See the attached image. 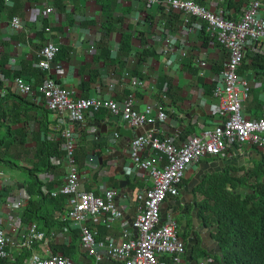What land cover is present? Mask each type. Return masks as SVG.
<instances>
[{
    "label": "crops",
    "instance_id": "obj_1",
    "mask_svg": "<svg viewBox=\"0 0 264 264\" xmlns=\"http://www.w3.org/2000/svg\"><path fill=\"white\" fill-rule=\"evenodd\" d=\"M26 1L3 0L4 9L0 11V122L4 125H0V131L5 132L7 126L12 132L19 127L26 132L23 145L13 143L9 149L11 157L19 161L22 158V165L29 166L28 160L38 149L40 140L61 141V129L70 126L78 140L76 149L79 150L81 164V186L95 194L112 188L116 192L114 203L129 226L136 213L135 192L152 184L147 172L130 165L129 143L147 127H153L160 135L171 136L176 143H181L187 136L217 124L220 117L215 113L217 100L212 96V89L227 56L226 51L214 40L203 45L199 27H196L198 23H192L191 31L189 25H183L180 15V23L170 21L165 25L166 14H161L158 6L147 5L145 0ZM223 1L206 0L203 4L211 11L223 14L220 6ZM259 1L264 3V0ZM14 2H18L19 12L10 16ZM246 4L238 13L228 11V19L238 20ZM47 7L52 9L49 14L45 13ZM13 17L21 21L22 26L18 30L11 27ZM125 36H129V54L120 50ZM140 36L147 45L141 43ZM48 39L59 45V52L54 58V64L58 63L59 68L53 67L50 74L58 84L72 91L73 96L120 101L131 94L136 108L143 109L151 104L154 110L163 111L166 118L154 124L131 127L101 109L86 112L82 122L67 123L69 126L60 124L56 113L45 106L37 89L46 75L43 73L40 76L38 51ZM144 46H150L149 52L140 60L138 54ZM253 48L249 45L247 52L264 54ZM196 59L203 60L205 66L198 65ZM19 70L21 75L31 80L32 95L18 94L14 78ZM239 74L251 87L244 106L245 113L257 116L264 110V71L248 67ZM131 77L139 78L143 85H132ZM253 151L239 145L231 146L223 157L207 156L190 165L178 195L168 197L161 204V216L168 213L175 215L179 235L188 245L180 264L213 263L211 257H200L198 251L222 257L214 239L211 220L204 221L203 216L210 215L200 214L198 207V203L206 198L196 188L208 175H222L231 167L239 168L237 175L243 176L252 167V159L264 154V151ZM150 154L149 148L142 151L145 157ZM61 156L62 163L58 169L39 176L43 182L42 189H52L61 183L66 173V162L63 154ZM57 163V160L53 162L54 165ZM47 183L52 184L51 188H47ZM227 189L230 190L229 186ZM26 200L18 173L1 172L0 227L10 239V261H14L23 250L21 244L25 227L20 223V215ZM64 212L65 206L61 219ZM97 233L100 239H117L119 222L100 225ZM69 240L67 230L54 227L39 242L38 250L32 255L51 254V244H67ZM80 253L79 264H120L108 258L96 262L82 250ZM24 264H30L29 260Z\"/></svg>",
    "mask_w": 264,
    "mask_h": 264
},
{
    "label": "built area",
    "instance_id": "obj_2",
    "mask_svg": "<svg viewBox=\"0 0 264 264\" xmlns=\"http://www.w3.org/2000/svg\"><path fill=\"white\" fill-rule=\"evenodd\" d=\"M145 1L149 6L162 8L165 14L178 13L183 19V25H189L191 31L192 23H198L196 27L200 28V22H204L206 32L215 37L227 56L212 89V96L217 100L215 113L220 117L217 124L187 136L181 143H176L171 136L160 135L153 127H147L129 143L130 165L147 172L152 182L150 187L135 192L136 213L129 226L123 221L122 212L114 203L116 192L112 188H106L96 195L81 186L80 172L74 159L78 140L67 123L82 122L85 112L101 109L119 117L131 127L154 124L157 120H164L166 114L154 110L151 104L145 105L143 109L136 108L131 94L120 101L73 96L72 91L58 84L50 74L53 67L59 68L58 63L54 64L59 45L48 39L38 51L37 67L46 75L37 89L45 106L56 113L59 123L69 126L60 132L66 173L59 185L42 191L51 197H65L62 220L70 230H78L80 250L96 262L108 258L120 264H180L186 254L187 242L179 235L175 215L168 213L159 226L158 223L161 219V204L168 197L178 195L186 170L207 156L223 157L231 146L264 151V110L257 116L245 113L244 106L251 87L238 73L249 45L254 47L253 50L264 52V3L259 0L249 1L241 17L231 20L225 18L221 11H211L195 0ZM51 11L50 7L45 9L47 14ZM10 24L14 30L22 26L17 17H13ZM195 61L205 66L203 60ZM125 74L128 75V72ZM130 82L132 85H143L142 80L135 77H131ZM14 84L19 95L33 94L31 80L26 76H16ZM145 148L151 150V154L146 157L142 155ZM113 222H119V238H98L97 227L108 226ZM24 227L22 248H29L33 242L44 240V233L38 231L35 224ZM9 245L10 239L0 227V259H9ZM29 263L79 264L61 254H33Z\"/></svg>",
    "mask_w": 264,
    "mask_h": 264
},
{
    "label": "trees",
    "instance_id": "obj_3",
    "mask_svg": "<svg viewBox=\"0 0 264 264\" xmlns=\"http://www.w3.org/2000/svg\"><path fill=\"white\" fill-rule=\"evenodd\" d=\"M17 1L19 2V0ZM249 1L251 0H224L220 4L223 16L230 18L227 14L228 11L233 10L238 13L241 6L249 3ZM18 2H14L15 5L10 16L18 14ZM26 2H32V0ZM195 2L203 4V0H195ZM3 9V0H0V11ZM159 9V12L164 14L163 9ZM164 16L167 17H164L165 25L170 21H175L176 24L180 23L178 13ZM193 21L196 20L193 19ZM200 23L201 26L198 31L202 44L207 45L210 40L218 43L215 37L206 32L204 22L201 21ZM140 39L142 44L147 45L146 40L141 36ZM149 48L150 46H144L142 52L138 54V59L145 58ZM120 50L130 53L129 36L122 38ZM106 51L108 52V50ZM248 67L260 68L264 71V54L246 52L238 68V73L243 68ZM221 69L222 67L219 68V71ZM39 73L41 76L44 72ZM21 74L20 70L15 72V76ZM136 74L138 73L136 72ZM17 99L24 101L20 96H17ZM2 123L0 122V125L4 126ZM5 128V132L0 131V172L12 173L15 171L18 176L19 174L23 175L20 181L27 195V200L20 215L21 225L35 224L37 230L44 233V236L49 234L54 227L67 230L70 236L67 244H51L50 252L53 255L61 254L78 263V257L82 256L79 232L78 230H70L61 219V213L64 211V197L44 195L42 191L43 182L39 177L41 174L58 169L61 165V155L65 153L64 149L61 148L63 137L61 136V141L53 143L47 139L40 140L38 149L28 160L29 166H24L21 163L23 159L20 158L21 161H19L12 158L9 149L13 143H17L19 146L20 144L23 145L26 132L22 127L14 130V132L10 131L7 126ZM252 150L255 153L257 151L255 148ZM78 153L79 150L75 149L74 159L77 168L80 169ZM55 160L58 161L56 165L53 164ZM239 171V168L231 167L226 169L222 175H208L196 188V191L206 198L198 203L200 214L210 215V217L203 216L204 221L211 220L215 230L214 239L217 241L222 254V257L219 258L198 251L200 257L205 256L213 259V263L208 264H264V158L252 159V167L243 176L237 175ZM51 185L47 183V188H51ZM228 186L230 190L227 189ZM239 189L240 192L237 191ZM86 190L89 191L88 188ZM38 244L39 242L35 241L29 248H23L14 261L0 259V264H24L26 260L30 259L32 253L38 250Z\"/></svg>",
    "mask_w": 264,
    "mask_h": 264
},
{
    "label": "rangeland",
    "instance_id": "obj_4",
    "mask_svg": "<svg viewBox=\"0 0 264 264\" xmlns=\"http://www.w3.org/2000/svg\"><path fill=\"white\" fill-rule=\"evenodd\" d=\"M258 157H259L258 159H260L261 157H263V158H264V154H262V155H259ZM22 176H23V175L19 174L18 178L20 177V179H22Z\"/></svg>",
    "mask_w": 264,
    "mask_h": 264
},
{
    "label": "water",
    "instance_id": "obj_5",
    "mask_svg": "<svg viewBox=\"0 0 264 264\" xmlns=\"http://www.w3.org/2000/svg\"><path fill=\"white\" fill-rule=\"evenodd\" d=\"M165 219V216H161L160 222L158 223V226L160 225L161 222H163V220ZM188 248V245H187Z\"/></svg>",
    "mask_w": 264,
    "mask_h": 264
}]
</instances>
